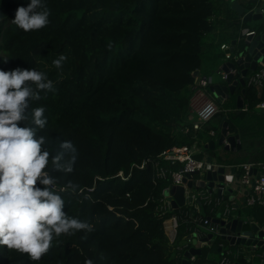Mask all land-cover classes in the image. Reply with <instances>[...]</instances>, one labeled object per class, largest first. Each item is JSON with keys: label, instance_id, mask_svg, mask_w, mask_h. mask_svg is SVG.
Listing matches in <instances>:
<instances>
[{"label": "trees", "instance_id": "16d2710c", "mask_svg": "<svg viewBox=\"0 0 264 264\" xmlns=\"http://www.w3.org/2000/svg\"><path fill=\"white\" fill-rule=\"evenodd\" d=\"M28 2L0 0V68L31 67L53 81L55 91L41 93L31 106L46 109L48 123L39 134L48 137L51 150L60 140H71L78 149L72 173L52 174L57 188L68 181L79 186L76 193L62 194L65 211L89 222L92 230L54 238L39 261L0 246V264H86L88 259L94 264H187L184 250L175 255L172 249L194 224L180 221L170 243L163 222L188 207L160 214V199L171 184L156 177L153 165L176 169L180 164L171 165L160 154L193 145L224 166L264 165V112L255 108L264 96L252 86H245L242 94L244 110L236 107L238 85L222 103L215 100L217 112L200 129L184 132L196 87L212 95L214 82L195 84L226 61L219 45L208 38L212 16L224 12L223 24L233 40L239 39L241 27L250 26L239 25L234 10L215 0H46L50 23L24 32L12 19L17 6ZM61 54L67 60L57 69L52 60ZM223 117L229 133L239 135L235 156L205 148L219 136ZM236 212L247 216L246 225L254 221L264 228V206ZM199 216L215 213L202 203ZM226 247L245 246L216 236L192 264L216 263ZM254 252L264 254L261 248ZM231 260L251 263L244 255Z\"/></svg>", "mask_w": 264, "mask_h": 264}, {"label": "clouds", "instance_id": "9594fccd", "mask_svg": "<svg viewBox=\"0 0 264 264\" xmlns=\"http://www.w3.org/2000/svg\"><path fill=\"white\" fill-rule=\"evenodd\" d=\"M50 15L46 0H29L17 6L12 23L24 32L36 31L50 23ZM66 60L61 54L52 64L61 69ZM50 91L54 83L43 71L0 68V246L26 253L31 261H39L54 238L92 230L89 222L65 211L62 194L76 193L79 186L68 181L57 188L52 174L74 171L77 147L60 140L51 150L48 137L39 134L48 123L46 109L31 105Z\"/></svg>", "mask_w": 264, "mask_h": 264}, {"label": "built area", "instance_id": "2783aa9c", "mask_svg": "<svg viewBox=\"0 0 264 264\" xmlns=\"http://www.w3.org/2000/svg\"><path fill=\"white\" fill-rule=\"evenodd\" d=\"M255 30L244 28L240 30V37L238 40L244 38L247 35H254ZM220 49L225 51V59H230L231 54L229 52V45L226 43L220 44ZM226 74H222V78L225 79ZM201 81L202 85H206L207 83H211L212 79L202 78L198 79ZM246 86H252L256 90L264 87V55L261 60L258 61L257 68L255 71L251 72L246 81ZM202 99L203 102L197 106H193L194 101H198ZM256 109L264 110V99L260 100L256 105ZM211 109V111H209ZM218 110V106L216 101L212 99H208L204 93V91L200 88L195 91L191 103H190V114L188 116V120L190 122V126L184 128V132H188L189 128L192 130L200 129L201 125L208 121ZM210 135H213L214 132L210 131ZM195 145L188 146H173L172 148L165 150L160 154V156L168 161L171 165L180 164V166L176 169H167L158 162L154 163L153 168L155 175L158 179H169L170 186L165 189V191L170 190L171 186L180 185L184 188V197L185 204L184 206L188 207V210H185L180 214H171L166 220H164V230L170 241V243L174 242L176 231L178 228V224L180 221H187L189 219L191 223H193V233L199 237H206L211 234L212 238L216 236H221L219 229L220 224L213 221V219H218L219 221H223L224 223L230 221V217L233 215L234 207L232 203H229L224 200L223 192L226 191L230 187L234 189L235 186L233 184L236 181L243 188V196L245 197V205L250 206L254 204H261L264 206V171L260 174H253L252 168L254 167L251 163H243L238 166H234L235 171L242 170L238 179H229L228 181H224L222 186H214L212 188L203 187L200 188L196 186V181L200 179H204L205 173L207 170H216L219 167H224L223 165L218 164L215 161H211L202 157L199 159L196 157L197 153L194 151ZM145 163H142L139 168H142ZM233 167V166H232ZM230 168V167H228ZM197 172V174H195ZM186 174H190V178H186L184 182V178ZM118 175L122 176V172H119ZM198 176L197 178H195ZM191 180L194 186L189 188L187 186V181ZM235 190V189H234ZM164 191V192H165ZM219 192V193H218ZM204 204L206 206H210V210L215 213L214 217L204 218L199 216V205ZM182 206V207H184ZM171 200L165 196V194L160 199V204L158 206V210L160 214L164 215L172 210ZM181 214L183 216H181ZM189 222V221H188ZM205 231V233H204ZM202 233H204L202 235ZM190 241V238H188ZM208 244V242H205ZM178 251H183L187 249V246H179L176 247ZM254 248H251V251L248 252V255L251 259H260L261 262L264 261V254H258L254 252ZM244 255L243 250H232L231 248L226 247L221 258L216 262L206 261L201 264H234L231 260V257L238 258L239 256ZM246 257V255H244ZM195 256H191L190 261H194ZM249 261V260H248ZM251 262V260H250ZM249 264H253V261Z\"/></svg>", "mask_w": 264, "mask_h": 264}, {"label": "water", "instance_id": "95a60500", "mask_svg": "<svg viewBox=\"0 0 264 264\" xmlns=\"http://www.w3.org/2000/svg\"><path fill=\"white\" fill-rule=\"evenodd\" d=\"M230 9L236 13L239 25H249L254 28V35H247L240 40H232L230 43V52L234 55L222 65L219 66L216 73L226 74L225 79L220 82H214L210 86L212 97L218 102L229 97L239 85L241 87V94L244 93L248 75L255 71L258 61L264 55V0H233L230 4ZM241 30V29H240ZM197 75V73L195 72ZM237 109L240 111L243 108L242 96H237ZM215 145L222 147L224 150L234 151L240 149L241 143L238 134H230L228 131V124L225 118H222L220 125V134L217 140H210L205 144L208 150H215ZM225 168L219 167L216 170H207L204 179L196 181V186L203 188H212L214 186H222L225 181ZM197 174V172L195 173ZM186 178H190V174H186ZM187 186L192 188L194 184L188 180ZM219 193V192H218ZM171 200L173 208L177 209L184 206V188L180 185L171 186L170 190L164 192ZM214 222L220 224L219 232L221 238L226 240L231 245L241 244L244 246H252L264 250V228L251 222L248 225L243 220L232 219L226 223L213 219ZM245 231L248 235L242 234ZM212 237L208 235V239ZM207 241V238H204ZM193 246L183 252V262L190 263L191 256L200 255L199 243L192 240Z\"/></svg>", "mask_w": 264, "mask_h": 264}, {"label": "crops", "instance_id": "0c3cea01", "mask_svg": "<svg viewBox=\"0 0 264 264\" xmlns=\"http://www.w3.org/2000/svg\"><path fill=\"white\" fill-rule=\"evenodd\" d=\"M216 2H225L226 3V5L228 6V7H230V4H231V2L233 1V0H215ZM239 2H242V0H238ZM223 20H224V12H222V11H219V12H217V14H214L213 16H212V18H211V21H212V26H213V28H212V30L209 32V34H208V38H209V40H211L214 44H217V45H219V50L223 53V55H224V57H225V51H223V50H221L220 49V44H222V43H226V44H228L229 45V48H230V43H231V41L233 40V38L234 37H232L233 36V33H231V29L230 28H228V27H226L224 24H223ZM244 28H249V29H254L253 27H241V29H244ZM229 52H230V50H229ZM230 54H231V52H230ZM231 57H232V55H231ZM229 60V59H228ZM226 61H227V59H226ZM220 79H222V74L220 73ZM211 77V79H212V82H220L221 80L220 79H218V80H215V79H217V78H213L212 77V75L210 76ZM202 78H204V77H200V79H202ZM199 79V80H200ZM199 84H201V86H203L202 85V83H201V81H198L196 84H195V86H197V85H199ZM194 86V87H195ZM201 87H196V89H195V91H197L198 89H200ZM202 89V88H201ZM203 90V89H202ZM195 91H194V93H195ZM204 91V90H203ZM205 93V95H206V97L208 98V99H212V100H214L215 101V99L212 97V95L211 94H209V93H206V92H204ZM257 94L259 95V96H264V87L263 88H261V89H258L257 90ZM241 96H242V94H241ZM226 99V98H225ZM224 99V100H225ZM264 98H262V99H260V100H263ZM223 100V101H224ZM222 101V102H223ZM191 103V102H190ZM245 109V107L243 106V108H242V110H244ZM258 112H264V110H260V109H256ZM217 138L218 137H216V138H214V140H217ZM222 150H224V149H222V147H219L218 145H215V150H213V151H215V152H218L219 154H223L224 152H222ZM236 150V149H235ZM238 150V149H237ZM194 151L197 153V155H199V154H202L203 155V157L204 158H206V159H209V160H211V161H215V162H217L216 161V157H215V155L214 156H212V155H210V154H208L207 152H202L201 150H199V148L198 147H194ZM228 152L229 154L228 155H231V156H235L234 154H235V152L236 151H231V150H225V152ZM245 163H249V162H245ZM219 164V163H218ZM252 164V163H251ZM221 165V164H220ZM224 166V165H223ZM253 166H254V164H253ZM228 167H230V168H228ZM242 170L240 169V172H241ZM264 171V165L263 164H258V165H256V166H254L253 168H252V173L253 174H260L261 172H263ZM224 176H225V180L226 181H228L229 179H238V177L239 176H237V171H235V169H234V166L232 167V166H226L225 165V173H224ZM198 176H196L195 178H197ZM233 186H235L234 187V189H232V188H230V187H227L228 189L226 190V191H224L223 192V198H224V200L225 201H227V202H229V203H232V205H233V207H234V210H233V215L230 217V219L229 220H232V219H236V220H243L244 221V223H246V221L248 222V218H247V216H245V215H239L237 212H236V210H237V208L238 209H240V208H245L247 205H245L246 203H245V197L243 196V188L244 187H242V186H240V184L236 181V183L235 184H233ZM255 205H259V204H254V205H250V206H248V207H253V206H255ZM260 206H262L261 204H260ZM249 222H253V223H255L254 221H249ZM256 224V223H255ZM204 233H205V231H204ZM204 233H202V235L204 234ZM188 238H190V241L188 240ZM204 238H207V241H204ZM196 240V242L197 243H199V249H200V253H201V249L204 247V246H206V245H209V242H210V239H208V235L206 236V237H199V236H196V235H194L193 233H190L187 237H185V238H183L179 243H178V245L177 246H174L173 247V254H175V255H177V249H176V247H179V246H187V249H189V248H191L192 246H193V244H192V240ZM211 240H213V238L211 239ZM205 242H208V244H206ZM251 248H254V247H252V246H249V247H247V246H245L244 248H238L237 250H243V254L244 255H246V258H247V260H251V262L253 261L254 263L253 264H261L262 262H261V260H260V263H258V262H256V260L258 259H251V257L248 255V252H250L251 251ZM176 249V250H175ZM222 249V248H221ZM233 250V249H232ZM175 251H177V252H175ZM196 257H197V255L195 256V258H194V260H196ZM182 260H183V258H182ZM190 263L192 264V261H190Z\"/></svg>", "mask_w": 264, "mask_h": 264}, {"label": "rangeland", "instance_id": "374dc122", "mask_svg": "<svg viewBox=\"0 0 264 264\" xmlns=\"http://www.w3.org/2000/svg\"><path fill=\"white\" fill-rule=\"evenodd\" d=\"M212 77L215 79V78H217V79H215V80H218V79H220V73L218 74V73H215V74H212ZM221 80V79H220ZM193 95H194V93L192 94V97H193ZM192 97H191V99H192ZM191 99H190V102H191ZM203 102V100L202 99H200V100H198V101H194L193 102V106H197V105H199V104H201ZM200 150V149H199ZM202 157H203V155L201 154V156H198V158L199 159H202ZM173 207V206H172ZM242 234H244V235H248L245 231H243L242 232ZM221 246H222V244H221ZM224 247V246H223Z\"/></svg>", "mask_w": 264, "mask_h": 264}]
</instances>
